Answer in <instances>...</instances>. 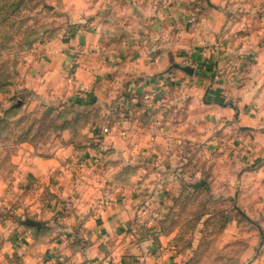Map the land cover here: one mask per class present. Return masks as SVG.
Segmentation results:
<instances>
[{
    "label": "crops",
    "instance_id": "obj_1",
    "mask_svg": "<svg viewBox=\"0 0 264 264\" xmlns=\"http://www.w3.org/2000/svg\"><path fill=\"white\" fill-rule=\"evenodd\" d=\"M94 1L62 0L81 27L54 40L42 66L52 88L75 75L76 101L103 109L101 130L80 151L18 160L17 200L0 194L8 215L0 264H181L173 234L160 226L173 196L167 177L177 174L179 192L209 174L213 188L221 161L239 163L234 194H223L238 212L225 244L235 264H264V0L255 57L245 46L244 63L223 70L208 58L220 54L218 38L231 23L226 0H208L201 16L189 0ZM188 63L192 73L180 68ZM204 70L208 77L197 72ZM197 80L210 98L204 144L202 114L191 125L177 108ZM146 93L161 102L149 106ZM104 126L111 132L101 133Z\"/></svg>",
    "mask_w": 264,
    "mask_h": 264
},
{
    "label": "rangeland",
    "instance_id": "obj_2",
    "mask_svg": "<svg viewBox=\"0 0 264 264\" xmlns=\"http://www.w3.org/2000/svg\"><path fill=\"white\" fill-rule=\"evenodd\" d=\"M189 1L200 6V16L208 11V0ZM226 1L231 23L218 38L220 54L216 59L208 58L217 60L222 70L230 66L238 68L244 63V52L255 57V41L261 35L257 24L263 3L262 0ZM98 2L95 0L93 4ZM70 18L72 13L62 0H0V194L6 193L2 198H9L10 193V198L17 200L24 176L18 160L24 161V156H52L70 146L80 151L88 143L91 130H101L98 116H104L103 109L83 107L76 101L69 82L71 73L65 77L66 83L61 82L56 88L44 81L46 72L42 64L50 44L81 27L78 22H70ZM245 46L248 51L241 52ZM185 67L192 68L189 63ZM197 72L209 76L205 70ZM218 74L222 80L223 71ZM203 85L198 80L191 83L185 92L189 102L181 109L177 104L191 125L193 115L202 114L199 130L202 134L211 123L203 118L205 113L210 116L206 105L210 98L208 93L202 94ZM233 91L238 88L233 87ZM174 93L179 97L184 94L177 89ZM190 124L185 130H191ZM207 141L208 136L204 134L201 143ZM220 164L213 188L209 174L200 178L205 180L201 187L183 185L179 192L177 174L167 177L168 182L174 181L166 187L173 196L163 204L167 213L160 219V226L163 233L173 234L172 244L182 256L181 264H235L234 248L226 246L224 229L238 212L223 194H234L239 163L234 161L229 166L221 161ZM4 202H0V226L3 227L7 221L4 217L8 216L2 213L6 208Z\"/></svg>",
    "mask_w": 264,
    "mask_h": 264
},
{
    "label": "built area",
    "instance_id": "obj_3",
    "mask_svg": "<svg viewBox=\"0 0 264 264\" xmlns=\"http://www.w3.org/2000/svg\"><path fill=\"white\" fill-rule=\"evenodd\" d=\"M69 82H71V84L75 83V75L73 73L69 77ZM144 99L148 103L149 106L152 105V104H156V103L159 104L161 102L160 99L154 98L152 93H146L144 95ZM110 132H111L110 126H104L103 127V133L104 134H108ZM122 133L124 134V132H122ZM111 202H112L111 199L108 196H106L105 200H104V204L105 205H110Z\"/></svg>",
    "mask_w": 264,
    "mask_h": 264
},
{
    "label": "water",
    "instance_id": "obj_4",
    "mask_svg": "<svg viewBox=\"0 0 264 264\" xmlns=\"http://www.w3.org/2000/svg\"><path fill=\"white\" fill-rule=\"evenodd\" d=\"M175 67H179L178 65H175ZM180 68H182L185 72H189L192 73V69L190 67H182L180 66ZM205 180L201 179L200 181L197 182V184H195V187H200L202 185H204Z\"/></svg>",
    "mask_w": 264,
    "mask_h": 264
}]
</instances>
